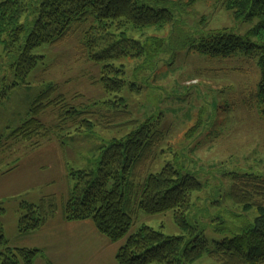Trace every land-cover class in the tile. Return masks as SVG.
Listing matches in <instances>:
<instances>
[{"label":"rangeland","instance_id":"1","mask_svg":"<svg viewBox=\"0 0 264 264\" xmlns=\"http://www.w3.org/2000/svg\"><path fill=\"white\" fill-rule=\"evenodd\" d=\"M148 7L167 9L173 25L131 31V39L146 47L143 58L112 61L126 86L118 95L133 119L150 121L164 135L147 175L158 174L172 165L181 175L194 174L203 190L192 196L189 223L196 226L211 251L215 243L231 239L252 225L257 212H243L229 198L230 174L264 176V120L262 106L248 107L249 97L259 81L257 60L242 53L229 58H210L190 49V45L211 31L226 30L238 36L258 24L238 21L218 0L193 6L187 0H139ZM77 32L64 43L37 47L33 54L42 59L27 76L26 85L11 88L0 102V138L18 128L29 116L32 103L55 85L58 93L76 106L89 101L111 100L94 84L100 67L85 60ZM5 39H0V76L7 85L14 81L8 70L11 55ZM9 56V57H8ZM130 86H134L130 90ZM76 97V99H74ZM56 111L45 112V125L56 122ZM135 127L113 131L100 128L93 133L70 134L45 142L31 150L27 143L5 146L0 151V224L11 248H36L52 264H116L115 253L125 242L111 243L90 221L63 220V206L73 187L71 174L96 167L99 149L112 139L131 133ZM53 198L57 211L41 229L22 235L18 221L21 203L39 205ZM148 227L166 237L183 233L173 222L171 212L147 216L133 215L129 234ZM34 264H46L40 256ZM193 264H214L207 254Z\"/></svg>","mask_w":264,"mask_h":264},{"label":"trees","instance_id":"2","mask_svg":"<svg viewBox=\"0 0 264 264\" xmlns=\"http://www.w3.org/2000/svg\"><path fill=\"white\" fill-rule=\"evenodd\" d=\"M203 1L206 0H187V5ZM218 3L235 20L259 22L244 36L226 30L211 31L191 44L190 49L210 58L242 53L256 59L260 77L246 105L262 106L259 115L264 120V0ZM174 22L167 9L148 7L139 0H0V39H5L7 55L15 53L8 56L13 83L8 86L0 76V102L11 88L26 85L27 76L42 59L33 54L37 47H56L77 32L85 60L100 67L94 84L105 94L114 95L111 100L89 101L76 107L51 85L32 103L28 118L0 138V151L5 146L11 150L18 143H27L35 150L53 138L93 133L97 128L113 131L135 127L99 149L95 169L71 174L73 187L63 206L64 220L90 221L111 243L124 239L115 256L117 264H193L205 254L214 264H264V176L230 174V200L245 213L255 210L257 217L252 225L231 239L215 243L208 251L206 240L188 220L193 209L192 196L204 188L195 175H181L172 165H166L158 174L147 175L164 135L157 130L158 124H138L133 119L125 101L118 96L126 86L119 77L122 72L110 62L145 57V45L129 38V32L162 28ZM133 88L130 86V90ZM49 110L56 111V122L45 125L40 117ZM19 207L22 215L17 228L22 235L41 229L57 211L53 198L43 199L39 205L21 203ZM137 211L147 216L171 212L183 236L166 237L145 226L130 235ZM39 255L42 252L37 249L9 247L0 224V264H34Z\"/></svg>","mask_w":264,"mask_h":264},{"label":"crops","instance_id":"3","mask_svg":"<svg viewBox=\"0 0 264 264\" xmlns=\"http://www.w3.org/2000/svg\"><path fill=\"white\" fill-rule=\"evenodd\" d=\"M52 219V218H51ZM50 220V219H49ZM63 220H64V218H63ZM65 221V220H64ZM66 222V221H65ZM48 223V222H47ZM66 223H68V222H66ZM68 224H71V223H68ZM24 235H29V234H24ZM27 249H36V248H27ZM37 250H39V251H41L42 252V250H40V249H37ZM117 251H118V249H117ZM117 251H116V253H117ZM116 253H115V256H116ZM43 255V256H42ZM42 255H39L41 258H43L44 259V261H45V263L46 264H52L50 261H49V259H47V258H44V254L42 253ZM116 262V261H115ZM117 264V263H116Z\"/></svg>","mask_w":264,"mask_h":264}]
</instances>
